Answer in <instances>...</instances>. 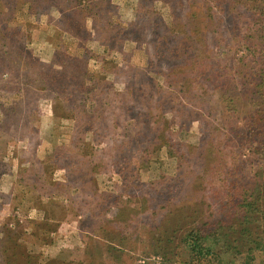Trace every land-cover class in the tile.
Masks as SVG:
<instances>
[{"label": "rangeland", "instance_id": "1", "mask_svg": "<svg viewBox=\"0 0 264 264\" xmlns=\"http://www.w3.org/2000/svg\"><path fill=\"white\" fill-rule=\"evenodd\" d=\"M78 3L0 0V264H177L166 230L231 220L264 166L212 73L247 22L225 0Z\"/></svg>", "mask_w": 264, "mask_h": 264}, {"label": "trees", "instance_id": "2", "mask_svg": "<svg viewBox=\"0 0 264 264\" xmlns=\"http://www.w3.org/2000/svg\"><path fill=\"white\" fill-rule=\"evenodd\" d=\"M225 1L228 11L232 6L234 22L246 21L247 26L243 37L237 40L240 56L234 62L229 59L225 68L219 69L212 65L215 67L213 74L221 71L217 76L221 79L218 114L231 124H238L241 120L246 129L264 131V0ZM240 29L238 25V33ZM242 86L245 90L240 93ZM179 95L183 96L181 90ZM239 100L246 106L244 111H239ZM205 108L208 112L212 110L211 107ZM242 126L238 125L240 128ZM217 129L220 130L219 134L211 137L213 131H209L207 140H216L218 153L229 151L238 160L240 155L234 151L235 144L232 145L226 138L224 128L216 126L214 131ZM226 130L234 132L229 126ZM260 135L248 133L240 137L238 143L251 154H256L259 150L264 151V133L261 139ZM253 179L249 187H242L241 193H236L235 200L239 206L237 216L227 222H220L222 224L219 226L211 225L208 221L202 225L189 223L181 236H176V231L166 230L167 237L162 239L164 246L157 253L162 255L164 261L169 259L177 264H255L257 254L261 253L264 257V166L255 171ZM175 236H180L178 243H174ZM158 247L159 244H156ZM236 257L242 262H236ZM260 264H264V260Z\"/></svg>", "mask_w": 264, "mask_h": 264}]
</instances>
